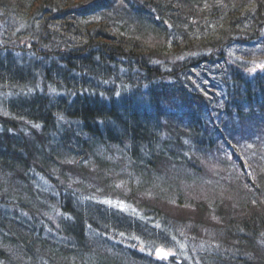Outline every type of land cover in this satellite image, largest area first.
<instances>
[{"label": "trees", "instance_id": "16d2710c", "mask_svg": "<svg viewBox=\"0 0 264 264\" xmlns=\"http://www.w3.org/2000/svg\"><path fill=\"white\" fill-rule=\"evenodd\" d=\"M263 61L264 0H0V264H264Z\"/></svg>", "mask_w": 264, "mask_h": 264}, {"label": "rangeland", "instance_id": "374dc122", "mask_svg": "<svg viewBox=\"0 0 264 264\" xmlns=\"http://www.w3.org/2000/svg\"><path fill=\"white\" fill-rule=\"evenodd\" d=\"M1 55H4L3 54V52H2V54ZM17 58H23V57H21L20 55H18L17 53H16V55H15ZM258 61V60H257ZM259 62V61H258ZM258 62H256V61H254L253 63L254 64H256L255 66H257L258 65ZM264 62V61H263ZM170 247H169V249L168 248H163L162 250H159V252H158V256L159 255H166V256H169V254H174L176 251H177V248L174 246V244H172L171 242H170ZM156 256H157V254H155Z\"/></svg>", "mask_w": 264, "mask_h": 264}]
</instances>
